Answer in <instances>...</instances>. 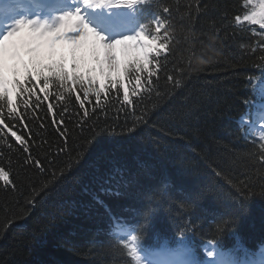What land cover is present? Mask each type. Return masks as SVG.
I'll list each match as a JSON object with an SVG mask.
<instances>
[{
    "label": "trees",
    "instance_id": "1",
    "mask_svg": "<svg viewBox=\"0 0 264 264\" xmlns=\"http://www.w3.org/2000/svg\"><path fill=\"white\" fill-rule=\"evenodd\" d=\"M248 10L244 0L121 8L119 27L139 32L157 16L171 25L158 79L129 84L133 106L114 90L99 104L89 93L83 108L53 95L55 116L46 102L26 112L21 104L28 129L8 122L30 156L0 132V167L15 184L0 182V264H137L133 235L147 260L177 252L183 264H210L211 244L225 264L262 263L264 31L235 22Z\"/></svg>",
    "mask_w": 264,
    "mask_h": 264
},
{
    "label": "snow or ice",
    "instance_id": "2",
    "mask_svg": "<svg viewBox=\"0 0 264 264\" xmlns=\"http://www.w3.org/2000/svg\"><path fill=\"white\" fill-rule=\"evenodd\" d=\"M147 2L148 0H83V7L135 9L138 4ZM244 2L250 10L243 15H236L235 22L258 26L264 31V0ZM161 11L169 14L171 9L162 7ZM58 21L53 27L47 23L39 24L38 21L20 20L16 27L0 38V132L10 134L29 156L28 140L14 130L15 125L8 122L9 119L16 120L21 122L23 128L28 129L21 104L26 112L29 108L39 109L41 103L46 102L48 112L55 116L53 104L49 102L53 95L59 100L75 96L83 108L89 93H95L96 103L99 104L102 95L107 97L114 90L131 107L133 101L129 84H132V91L142 85L150 86L165 68L161 56L167 58L171 51L168 33L171 25L166 18L160 16L150 25L142 26L135 35H127L109 43L105 42V35L88 22L80 7L75 11L62 13ZM166 80L172 81L173 76H166ZM54 85L58 89L55 94L51 91ZM82 94L85 97L83 99ZM84 115H88L87 109L84 110ZM52 122L58 127L64 124L63 119H53ZM60 135L64 137V131ZM67 139L65 137V144ZM31 163L42 171L45 170V165L39 159H31ZM70 166V163L65 165ZM58 171L59 174L51 173L53 183L63 175V170ZM0 182L15 187L12 175L5 167H0ZM43 190V187L39 191L33 190L30 205L35 203V198ZM108 211L110 213V209ZM138 239L133 235L127 247L130 256L137 264H141Z\"/></svg>",
    "mask_w": 264,
    "mask_h": 264
},
{
    "label": "rangeland",
    "instance_id": "3",
    "mask_svg": "<svg viewBox=\"0 0 264 264\" xmlns=\"http://www.w3.org/2000/svg\"><path fill=\"white\" fill-rule=\"evenodd\" d=\"M1 1L9 4L12 10L14 11L15 15L14 16L6 15V8L4 7V5H0V31H2V33H0V38H2L5 34H7V32L10 31L12 28L16 27L17 22L20 20L38 21L39 24L47 23L48 25L54 27L56 26V24L59 23L58 17L62 13L67 11H75L77 7H80L82 13L86 14V19L88 20V22L98 31L102 32L105 35L106 43L112 42L116 39H121L127 35H135L137 33L136 31L133 30L119 29V30H114L112 32H108V29L106 31L103 29V25H108L110 27V24H107L106 21H112L113 16L116 15L117 12H119V8L117 7L90 9L83 7V0H46L45 2H48L47 6L44 7L45 9H43L42 12H39L37 10L31 11L29 9L30 6L29 3H27V1L29 0H23L25 2L23 4L19 0H1ZM41 7H43V5H41ZM89 9L92 15L102 16L103 18L101 19L103 20L91 16ZM43 13H48L52 15V17L48 20V22H46V20H42L43 18L40 15ZM57 14L58 16L56 17ZM259 121L260 124H264V115L259 118ZM209 251L210 253H213L211 255L213 258L211 264H223L221 261V257L213 250L212 246L209 247ZM163 256L165 255L163 254ZM142 261L144 262V264H155L146 261L145 259H142ZM170 263L176 264L170 261L157 262L156 264H170ZM177 264H180L179 259H177Z\"/></svg>",
    "mask_w": 264,
    "mask_h": 264
}]
</instances>
